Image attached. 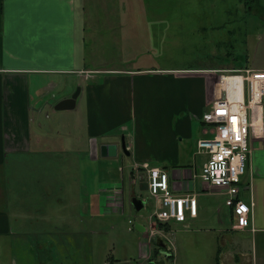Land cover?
I'll return each mask as SVG.
<instances>
[{"label":"crops","instance_id":"1","mask_svg":"<svg viewBox=\"0 0 264 264\" xmlns=\"http://www.w3.org/2000/svg\"><path fill=\"white\" fill-rule=\"evenodd\" d=\"M259 2L264 16V0ZM88 3L89 0H0V264H12L13 244L16 248L18 239H26L29 246L28 257L20 259L22 264L58 263L57 254L61 264H108L97 257L94 249L95 240L105 234L97 227L73 224L71 230L67 227L68 232L48 230L42 236L40 224H30L31 216L23 213V224L11 222V190L7 188L10 166L22 163V159L26 162L42 157L44 151L61 150L68 157L72 150L76 155L77 149L85 154L75 161L81 165L79 198L83 211H90L94 195L102 215L117 209L123 214L124 196L133 209L134 197L143 199L149 195L144 183L131 188L134 167L149 163L168 174L173 194L197 195V216L188 215L185 223L163 224V231L171 233L175 223L182 225L181 232L188 235L194 233L190 232L193 226L210 224L221 233L217 243L223 244L217 246L216 264H259V237H263L264 245V105L259 124L251 133L249 177L242 181L239 194L241 201L252 206L251 225L235 230L232 211L226 204L224 208L222 202L210 201L222 198L226 202L227 197L200 177L209 156L199 152L198 142L213 137V127L203 122V116L223 96V70L166 72L149 66L137 68L126 64V60L123 67L105 66L98 47L101 39L104 45L105 32L98 36V30L88 28V21L95 18L86 13ZM139 18L137 15L134 20ZM120 20H124L123 15ZM118 25L115 30H121L115 31V37L107 36L114 44L125 32L123 24ZM261 32L263 57L264 29ZM262 57L257 67L247 69L264 71ZM228 82L229 89L231 84L236 85L242 94L240 77L229 78ZM78 88L81 92L75 109L56 111L55 106L71 98ZM44 116H50L52 123L44 124ZM200 157L206 159L201 164ZM125 175L131 185L127 196ZM148 206L151 213L147 222L139 223L145 232L135 229L138 222L133 224L139 234L138 257L134 261L137 264L160 258V249L150 235L154 201ZM57 214L69 219L61 215L60 209ZM46 218L51 220L41 216L42 221ZM55 227L61 229L60 225ZM37 238L43 242L36 253L32 246ZM61 247L66 251L62 259ZM114 264L132 261L126 258Z\"/></svg>","mask_w":264,"mask_h":264},{"label":"rangeland","instance_id":"2","mask_svg":"<svg viewBox=\"0 0 264 264\" xmlns=\"http://www.w3.org/2000/svg\"><path fill=\"white\" fill-rule=\"evenodd\" d=\"M260 8L259 0H89L86 4V13L91 18L95 16L94 20L88 21V28L98 30V36H103L105 32L104 45L103 39L98 43L100 54L102 53L101 60L105 62L102 64L105 66L123 67L121 64L126 60V64L129 63L137 68L149 66L166 72L167 70L179 72L177 70L191 68H219L223 70L220 72L223 75L243 74L248 78L251 74L242 71L249 70L247 69L249 67H257L262 57L260 36L264 29V16ZM121 15L124 16V20L119 21ZM137 15L140 18L134 20ZM118 24H123L125 32L123 37L117 34L119 41L114 44L107 36L115 37V31L121 30H115ZM127 30H129L128 35ZM262 62L264 63V56ZM221 84L225 91V80ZM48 118L50 116H44V124L52 123ZM34 121L35 116H32L31 122ZM79 151L77 149L74 155L72 150L66 157L60 153L61 150H48L44 151L42 157L30 158L26 162L22 159V163L10 166L7 171L9 178L7 188L11 190L12 224H23L24 213L33 217L30 224H40L39 232H42V236L43 232L48 230L68 232L67 227L71 230L73 224L97 227L105 233L94 243L97 257L101 256L100 260L114 264L127 258L131 259L132 264H137L134 261L138 257L136 246L139 242V234L129 221L145 224L147 216L151 213V207L148 208L147 205L148 207L146 206L141 212H136L133 207L131 209L129 201L124 196L123 214L117 209L114 213L102 215L97 210L96 195L92 194L94 204L91 205L90 211L89 209L83 211L79 198L81 165L75 161L84 158L85 154L81 155ZM202 159L206 160L200 157L199 164L202 163ZM86 164L88 165L87 162ZM248 166L249 161L242 178L243 182L249 177ZM92 172L95 173L94 167ZM146 182L147 179L142 182L145 190ZM138 184L132 185L131 188H136ZM123 185L124 195L127 196L131 186L127 175L123 179ZM222 200V198L210 199L211 202H222L223 207L226 208L225 200ZM26 204L31 206L30 210L28 206L26 211ZM59 209L61 215L69 219H61L57 214ZM209 214H213L211 210ZM41 216L50 217L51 220L46 221V218L42 221ZM56 224L60 225V230H57ZM172 224L171 235L175 244V255L174 259H170L166 264L217 263L216 249L217 246L223 245L217 243L221 233L215 228L213 230L210 224H204L193 226L190 232L194 233L184 235L181 232L182 225ZM158 225L157 227L160 228ZM129 228H132V231ZM262 238H258L257 245L259 264H264ZM17 241L16 248L13 244L12 264H22L20 259L29 255L26 239ZM42 242V239L37 238L32 246L33 251L36 250L37 253V246ZM45 246L49 249V245L45 244ZM59 252L62 259L66 251L61 247ZM56 260L58 263L51 262V264H61L58 254Z\"/></svg>","mask_w":264,"mask_h":264},{"label":"built area","instance_id":"3","mask_svg":"<svg viewBox=\"0 0 264 264\" xmlns=\"http://www.w3.org/2000/svg\"><path fill=\"white\" fill-rule=\"evenodd\" d=\"M242 73L251 75L246 78L243 74H221L220 83L226 78H242V99L239 100L234 93L230 96L221 86L223 96L203 116V122L213 127V137L198 142L199 152L209 156L200 177L207 186L222 191L227 197L225 204L232 211L235 230H244L251 225L252 206L241 201L239 194L252 153L250 139L255 127L254 119L259 118V115L261 117L264 105V71L246 70ZM254 84L259 86L260 101L256 104L258 116L249 107L254 96ZM146 179V191L149 195L143 200H153L156 206L150 216L151 238L161 237L171 254L167 260L174 259L175 244L172 235L157 225L171 221L185 223L188 215L197 216V195H175L171 191L168 174L163 169L149 163L136 165L132 185ZM129 223L132 226L134 224L132 221Z\"/></svg>","mask_w":264,"mask_h":264},{"label":"water","instance_id":"4","mask_svg":"<svg viewBox=\"0 0 264 264\" xmlns=\"http://www.w3.org/2000/svg\"><path fill=\"white\" fill-rule=\"evenodd\" d=\"M80 88L76 90V92L71 96V98L65 99L59 102L55 106L56 111H72L76 107L77 99L80 95ZM124 150L126 149L125 146L123 147ZM104 150V149H103ZM104 156L106 154L103 153ZM149 199L143 200L138 197H134L132 200L133 208L136 212H141L149 203ZM135 229L140 232H145V229L136 223ZM157 247L160 249L159 256L160 258L156 261H151L148 264H166V260L171 256V254L167 251V246L164 243V240L161 237L156 238Z\"/></svg>","mask_w":264,"mask_h":264},{"label":"bare ground","instance_id":"5","mask_svg":"<svg viewBox=\"0 0 264 264\" xmlns=\"http://www.w3.org/2000/svg\"><path fill=\"white\" fill-rule=\"evenodd\" d=\"M225 80V92H228V93H230V96H231V93H234V94H236V96H237V98L239 99V100H241L242 99V94H240V93H238L237 92V90H236V85H230V87H231V89H229L228 88V84H229V82H228V80H229V78H226V79H224ZM241 82H242V80H241ZM241 87H242V84H241ZM241 89H243V87L241 88ZM260 101V97H259V86L258 85H256V84H254V96H253V100L251 101V104H250V109L251 110H253V112H254V114L256 115V116H258L259 115V110H258V108L256 107V104L258 103ZM255 116V117H256ZM259 121H260V115H259V118H257L256 120L254 119V123H255V128H257V125L259 124Z\"/></svg>","mask_w":264,"mask_h":264},{"label":"trees","instance_id":"6","mask_svg":"<svg viewBox=\"0 0 264 264\" xmlns=\"http://www.w3.org/2000/svg\"><path fill=\"white\" fill-rule=\"evenodd\" d=\"M158 226H159V225H158ZM163 226H164V225L160 224V226H159V227H160V229H162V228H163Z\"/></svg>","mask_w":264,"mask_h":264}]
</instances>
